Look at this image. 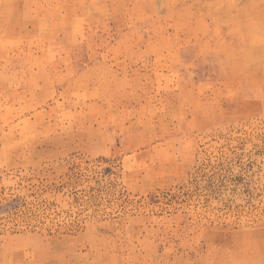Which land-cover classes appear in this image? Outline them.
<instances>
[{"label": "rangeland", "instance_id": "rangeland-1", "mask_svg": "<svg viewBox=\"0 0 264 264\" xmlns=\"http://www.w3.org/2000/svg\"><path fill=\"white\" fill-rule=\"evenodd\" d=\"M0 264H264V0H0Z\"/></svg>", "mask_w": 264, "mask_h": 264}]
</instances>
